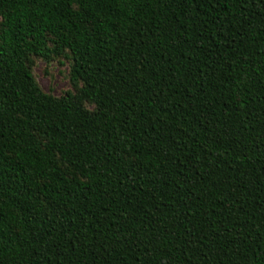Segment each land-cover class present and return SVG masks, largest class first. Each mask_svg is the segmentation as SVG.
Wrapping results in <instances>:
<instances>
[{
  "label": "trees",
  "instance_id": "obj_1",
  "mask_svg": "<svg viewBox=\"0 0 264 264\" xmlns=\"http://www.w3.org/2000/svg\"><path fill=\"white\" fill-rule=\"evenodd\" d=\"M0 264H264V0H0Z\"/></svg>",
  "mask_w": 264,
  "mask_h": 264
},
{
  "label": "rangeland",
  "instance_id": "obj_2",
  "mask_svg": "<svg viewBox=\"0 0 264 264\" xmlns=\"http://www.w3.org/2000/svg\"><path fill=\"white\" fill-rule=\"evenodd\" d=\"M33 76L44 92L51 93L54 96H61L66 91L71 90L68 80V65L58 64L52 61L48 64L42 61H36L32 69Z\"/></svg>",
  "mask_w": 264,
  "mask_h": 264
}]
</instances>
